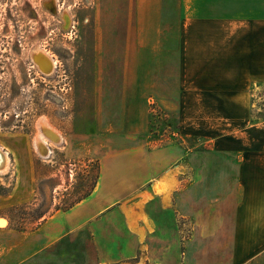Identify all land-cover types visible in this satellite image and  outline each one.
<instances>
[{
    "label": "rangeland",
    "instance_id": "1",
    "mask_svg": "<svg viewBox=\"0 0 264 264\" xmlns=\"http://www.w3.org/2000/svg\"><path fill=\"white\" fill-rule=\"evenodd\" d=\"M185 2L0 0V264L77 262L64 245L30 255L35 229L93 188L105 153L139 141L181 159L202 149L204 135L178 128Z\"/></svg>",
    "mask_w": 264,
    "mask_h": 264
},
{
    "label": "crops",
    "instance_id": "2",
    "mask_svg": "<svg viewBox=\"0 0 264 264\" xmlns=\"http://www.w3.org/2000/svg\"><path fill=\"white\" fill-rule=\"evenodd\" d=\"M184 11L178 128L204 135L202 149L105 153L90 193L40 223L30 255L64 245L75 264L264 263V0Z\"/></svg>",
    "mask_w": 264,
    "mask_h": 264
},
{
    "label": "bare ground",
    "instance_id": "3",
    "mask_svg": "<svg viewBox=\"0 0 264 264\" xmlns=\"http://www.w3.org/2000/svg\"><path fill=\"white\" fill-rule=\"evenodd\" d=\"M36 54H37V56H38V58H40L39 59V64L41 65V67H43V69L44 70H46V68H44L47 64L49 65V63H50V59L48 58V56L43 52V51H37L36 52ZM36 63V62H35ZM51 64V63H50ZM46 67H48V66H46ZM50 67H51V65H49V68L48 69H50ZM40 69V68H39ZM41 70V69H40ZM44 70H41V71H44ZM46 71H49V70H46ZM45 72V71H44ZM57 132V131H56ZM40 135V134H39ZM38 137V136H37ZM42 137V136H41ZM40 139L39 138H37L36 139V145H37V147H38V149L40 148V146H41V142L39 141ZM40 150V149H39ZM6 151H3L1 148H0V171H2L3 169H5L6 168V166H7V155H6V153H5Z\"/></svg>",
    "mask_w": 264,
    "mask_h": 264
},
{
    "label": "trees",
    "instance_id": "4",
    "mask_svg": "<svg viewBox=\"0 0 264 264\" xmlns=\"http://www.w3.org/2000/svg\"><path fill=\"white\" fill-rule=\"evenodd\" d=\"M97 177H98V174H97ZM94 185H95V184H94ZM90 191H91V190H90ZM90 191H89L86 195H88V194L90 193ZM86 195H85V196H86ZM80 199H81V198H80ZM80 199H79V200H80ZM70 206H71V205H70ZM68 207H69V206H68Z\"/></svg>",
    "mask_w": 264,
    "mask_h": 264
},
{
    "label": "snow or ice",
    "instance_id": "5",
    "mask_svg": "<svg viewBox=\"0 0 264 264\" xmlns=\"http://www.w3.org/2000/svg\"><path fill=\"white\" fill-rule=\"evenodd\" d=\"M0 223H3V222H0Z\"/></svg>",
    "mask_w": 264,
    "mask_h": 264
}]
</instances>
